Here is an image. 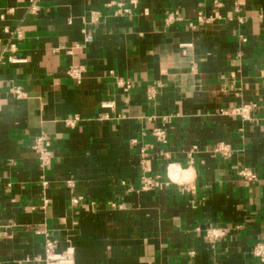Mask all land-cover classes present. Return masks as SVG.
Instances as JSON below:
<instances>
[{"label":"crops","instance_id":"1","mask_svg":"<svg viewBox=\"0 0 264 264\" xmlns=\"http://www.w3.org/2000/svg\"><path fill=\"white\" fill-rule=\"evenodd\" d=\"M35 6L0 0V264H46L45 233L74 264H262L264 0ZM199 12L220 19L201 25ZM246 104L250 119L232 113ZM169 165L193 192L168 181ZM210 227L227 234L208 242Z\"/></svg>","mask_w":264,"mask_h":264},{"label":"built area","instance_id":"2","mask_svg":"<svg viewBox=\"0 0 264 264\" xmlns=\"http://www.w3.org/2000/svg\"><path fill=\"white\" fill-rule=\"evenodd\" d=\"M38 0H31L32 7L31 10L35 11ZM124 14H129V10H123ZM118 14H121V11H119ZM220 19L216 16H208L204 12H199L197 17V22L199 24H209L214 22L215 20ZM100 21V13L99 12H91L89 23L90 24H97ZM242 22V21H241ZM189 26L191 28L194 27L193 23H190ZM83 35L85 36L84 42L86 44H90L94 41V38L89 35L86 30H83ZM11 50H15V46H11ZM9 61L11 63H19L20 60L9 58ZM79 70H71L70 75L73 78H80V74L78 73ZM264 80V79H263ZM264 82V81H263ZM119 86H123L126 91H129L131 89V83L130 82H123L120 80L118 82ZM11 94L16 97L17 99L23 98V91L20 87H14L11 89ZM106 108H111V104H104ZM257 106L255 104H246L242 105L235 110H233V114L240 116L244 120H248L251 118V115L253 111H255ZM79 121V118L76 117L73 120H69L66 122V124L71 127L75 128L77 122ZM154 137L156 138L157 142L160 143H167V135L164 130H156L154 132ZM34 151L38 154L39 159L41 161V166L47 167L50 165L52 160V152H51V143L47 136L45 134H41L35 138V143L33 146ZM216 153H226V150L223 146H218L215 149ZM143 156V166L144 169H148L147 164V158H148V152L147 150L142 151ZM184 171L179 168L178 166L169 165L167 167V179L171 183H176L180 185L185 191L187 192H193L194 188L192 186H189V184H185V180L183 178ZM240 176L247 182V183H254L257 181V175L250 169L245 168L240 173ZM48 182L44 181L43 186H47ZM69 186H73L72 182H68ZM81 199V198H80ZM80 199L73 200V203L78 204ZM227 234V229L225 228H216V227H210L206 230V239L208 242H217L218 240L222 239ZM45 235V262L46 264H74V258L69 254L65 252H59L58 251V245L55 240H53L48 234ZM253 255L262 263L264 264V243H258L253 249Z\"/></svg>","mask_w":264,"mask_h":264}]
</instances>
